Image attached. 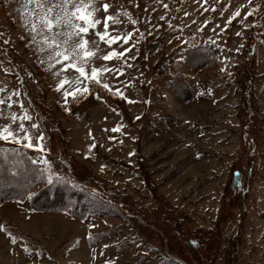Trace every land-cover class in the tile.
Returning a JSON list of instances; mask_svg holds the SVG:
<instances>
[{
	"label": "rangeland",
	"instance_id": "rangeland-1",
	"mask_svg": "<svg viewBox=\"0 0 264 264\" xmlns=\"http://www.w3.org/2000/svg\"><path fill=\"white\" fill-rule=\"evenodd\" d=\"M107 2L121 21L112 34L132 36L111 49H132L123 62L94 61L123 72L102 77L123 94L117 109L95 93L69 106L72 96L64 93L73 83L55 89L78 74L58 77L59 66L40 63L46 54L25 26L27 0H0V99L21 94L11 109L0 105V127L18 131L20 121L5 117L23 116V104L34 147L0 145L19 146L42 165L29 195L69 179L113 206L90 204L93 215H83L73 203L49 212L27 201L1 204L0 264H186L161 222L168 208L186 217L188 231H217L212 264H264V0ZM236 11L241 15L233 18ZM101 49L98 55L106 54ZM200 50L206 60L190 54ZM25 77L36 84L38 105L22 85ZM176 80L179 90L170 86ZM237 172L245 186L229 196Z\"/></svg>",
	"mask_w": 264,
	"mask_h": 264
},
{
	"label": "snow or ice",
	"instance_id": "snow-or-ice-1",
	"mask_svg": "<svg viewBox=\"0 0 264 264\" xmlns=\"http://www.w3.org/2000/svg\"><path fill=\"white\" fill-rule=\"evenodd\" d=\"M200 2L201 0H198V3ZM203 2L207 3V0H203ZM248 2L251 4V0H248ZM25 7V26L29 28L31 40L38 46V50L42 55L46 54L40 63L42 65L46 63L50 70L59 66V70L54 72L58 77L61 73H68L69 71L78 74L72 81L67 76L60 79L56 91L59 92L66 84L73 83L74 89L64 93L65 97L70 95L75 99L81 95H87L90 88L84 84V81L94 83L107 91H112L110 85L103 81V75L122 76L123 72L120 71L119 67L107 65L97 68L94 61L101 59L105 62H123L132 49L125 48L122 51L111 49L120 42L126 45L129 44L132 36L131 33L128 35L112 34L113 31H120L117 25H120L121 21L117 16L109 14L112 6L107 0L102 3L99 0H27ZM163 7L167 9L169 5L164 4ZM101 9L104 12L103 19L98 18ZM240 15L241 12L236 11L233 18ZM251 15H253V12L246 13L244 19H248ZM228 22L231 23L230 20ZM101 24L103 25V31H100ZM199 30L203 31V29ZM93 35H95V39H91ZM5 43H8V41H5ZM101 44L106 46L107 51L106 54L98 55V53L104 51L101 49ZM89 65H92L90 72L88 71ZM0 91H3V89H0ZM20 95V93L13 92L6 99H0V105L7 104V107L11 109L13 107V97L19 98ZM116 95L124 98L119 91L116 92ZM129 103H132V101H129ZM18 106L24 112L23 116L18 117L15 113H11L10 117H5L10 118L12 124H15L17 120L20 121L18 131L13 130L11 124L0 127V140L17 144L23 143L25 147L33 148L32 135L24 124L31 117L24 109L23 104ZM31 127L38 130L39 126L32 124ZM113 131H118V129H113ZM36 139L38 141L36 150L42 152L44 137L39 135Z\"/></svg>",
	"mask_w": 264,
	"mask_h": 264
},
{
	"label": "trees",
	"instance_id": "trees-1",
	"mask_svg": "<svg viewBox=\"0 0 264 264\" xmlns=\"http://www.w3.org/2000/svg\"><path fill=\"white\" fill-rule=\"evenodd\" d=\"M190 54L197 57L203 56L205 60L208 57L201 50L198 52L191 51ZM33 84L35 83L28 77L22 79V85L27 89L28 95L33 93L31 89ZM176 84L177 80L170 83L173 90H179ZM87 86L90 88L89 93H95L110 108L117 109L116 101H122V98L117 97L114 92L107 91L94 83L88 82ZM35 98V95L31 96L32 100ZM77 99L79 98H67V104L73 106L74 102L78 101ZM33 101L35 102V100ZM42 105L44 106V104H41L43 108ZM21 156H24V159ZM41 167L42 165L34 161L23 148L13 144L0 145V205L7 201H27L32 209L49 212L59 211L63 209V206L69 207L73 203L76 208L82 207L81 213L83 215L87 213L93 215L94 212H87L90 204L107 208L112 207L113 209V206L109 205L106 199L98 197L95 193L84 189L81 185L71 182L69 179H63L66 181V185L61 186L59 182H51L33 195H29L30 190L34 188V183L38 180L36 178L41 173ZM241 178L242 176L238 172L232 174L228 186L229 196H236L242 192L246 181ZM93 181L96 182V180ZM145 181H149V179H145ZM165 212L166 214H162L161 222L170 230V237L177 253L180 255L179 258L186 264H212L219 247L217 231L215 229L209 232L188 231L184 227L186 217L177 214L171 208H168ZM172 252L175 251L172 249Z\"/></svg>",
	"mask_w": 264,
	"mask_h": 264
},
{
	"label": "crops",
	"instance_id": "crops-1",
	"mask_svg": "<svg viewBox=\"0 0 264 264\" xmlns=\"http://www.w3.org/2000/svg\"><path fill=\"white\" fill-rule=\"evenodd\" d=\"M4 10H5V8H4ZM7 13V12H6ZM8 16V15H7ZM17 16H13V17H10V16H8V19L13 23V24H17V21H15L14 19L16 18ZM23 41H25L24 40V37H22L21 38Z\"/></svg>",
	"mask_w": 264,
	"mask_h": 264
}]
</instances>
